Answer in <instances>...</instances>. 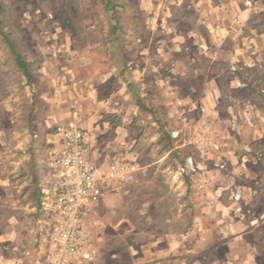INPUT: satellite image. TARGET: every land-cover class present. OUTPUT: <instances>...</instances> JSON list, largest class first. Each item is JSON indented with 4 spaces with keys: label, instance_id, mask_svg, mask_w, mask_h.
Instances as JSON below:
<instances>
[{
    "label": "crops",
    "instance_id": "0c3cea01",
    "mask_svg": "<svg viewBox=\"0 0 264 264\" xmlns=\"http://www.w3.org/2000/svg\"><path fill=\"white\" fill-rule=\"evenodd\" d=\"M247 1L157 0L148 8L155 11L153 20L165 29L168 51L158 45L132 46L133 38L142 40V33H123L117 25L120 19H114L113 31L106 34L102 47L73 51L80 57L76 70L53 71L48 61L42 65L38 87L46 88L40 98L50 103L47 126L77 125L87 130L93 162L102 166L119 163L111 156L136 142V124H147L148 117L142 112L137 116L136 109L152 105L162 108L165 117L193 122V137L212 129L219 133L224 157L236 164L234 174L240 172L239 177L219 170L210 172L203 224L191 223L184 234L169 229L164 247L160 239L145 243L131 264H264V192L259 187L264 175L261 179L255 176L250 166L256 158L255 144L264 139V131L254 127L246 136L236 125L235 120L254 115L236 111L239 82L229 78L238 62L264 59V30L257 20L262 8L257 1L248 7ZM140 8L145 10L144 5ZM223 110L229 113L225 118ZM153 115L160 120L157 113ZM146 130L139 128L143 133ZM178 131L173 128L169 133ZM101 137L108 139L104 143L108 149L99 143ZM56 138L58 145V134ZM0 144L1 154L6 147ZM13 146L16 157L0 160V245L8 250L1 264L46 263L39 260L42 255L37 258L33 254L38 247L32 235L34 226L24 221L48 200L47 191L40 187L45 166L27 158L22 139ZM205 162L210 166L211 157ZM122 166L130 175L145 167L135 161H123ZM244 176L251 178L250 183L240 178ZM235 180L244 181H240L243 200L239 202L228 186ZM112 188L115 190L116 184ZM190 231L197 233V241L183 256L181 250Z\"/></svg>",
    "mask_w": 264,
    "mask_h": 264
},
{
    "label": "rangeland",
    "instance_id": "374dc122",
    "mask_svg": "<svg viewBox=\"0 0 264 264\" xmlns=\"http://www.w3.org/2000/svg\"><path fill=\"white\" fill-rule=\"evenodd\" d=\"M114 1L118 6L112 13L99 0H0V143L6 147L0 154V160L1 157L6 161L16 157L17 151L13 152L11 147L22 139L27 145V158L33 157L37 165L45 166L40 187L42 191H47V197L54 181L50 160L51 154L58 148V127L47 126L46 123L51 115L50 103L40 98L46 88L38 87L42 83V65L48 61L53 71L76 70V60L80 57L73 51L102 47L100 43L106 34L113 31L114 19H120L117 25L121 32L133 36L142 33V40L133 38L132 46L150 45L155 48L158 45L163 50L170 49L165 29L153 20L155 11L148 8L156 5L157 0ZM256 1L262 8L257 20L260 29L264 30V0H248L246 5L252 8ZM141 5H144V11ZM6 37L29 63L31 81L17 66ZM229 78L239 82L237 101L234 102L236 111L242 115H254L253 118L235 120L236 125L241 132H247L246 136L254 127L264 131V59L238 62L231 69ZM144 107L136 109L137 116L142 112L148 117L145 127L135 125L136 142L132 146H122L121 151L115 152L111 158L121 164L123 161H135L145 167L132 175L125 169L107 188L101 203L87 216L86 228L97 252V260L90 264H131L134 257H139L141 246L156 239H160L164 247L163 241L169 229L174 228L184 234L191 223L203 224L202 208L210 172L219 170L224 175L240 176V172L234 174L236 164L232 165L223 155L224 146L219 133H214L212 129L211 133L193 137V122L186 124L183 119L172 118L169 114L165 117L162 108ZM156 113L161 122L155 120L153 114ZM221 113L223 118L229 114L224 110ZM140 127L146 128V132H140ZM173 128L179 131L170 134ZM104 137L100 138V144L108 140ZM104 146L108 149L106 144ZM255 148L256 160L250 166L255 176L261 179L264 175V139L255 144ZM208 157L212 159L210 166L205 162ZM190 158L195 171L187 167ZM217 162L220 164L215 167ZM240 178L247 183L251 179ZM240 181L228 184L234 200L238 202L243 200L240 186L244 181ZM261 182L259 187L264 192L263 178ZM114 184L115 190L112 188ZM42 205L40 211L24 221L34 226L32 235L38 247L33 254L42 255L39 260H45L46 263L41 262L47 264L49 227ZM261 206H264V200ZM186 240L181 250L183 256L196 243L197 233L190 231ZM2 248L0 245V251ZM3 251L0 253V264L4 263L2 259L8 250Z\"/></svg>",
    "mask_w": 264,
    "mask_h": 264
},
{
    "label": "built area",
    "instance_id": "2783aa9c",
    "mask_svg": "<svg viewBox=\"0 0 264 264\" xmlns=\"http://www.w3.org/2000/svg\"><path fill=\"white\" fill-rule=\"evenodd\" d=\"M57 134L58 148L50 160L54 181L42 205L49 227L47 264H90L95 250L86 218L127 168L117 162L102 166L90 160L87 133L77 125L58 127ZM187 167L195 171L192 158Z\"/></svg>",
    "mask_w": 264,
    "mask_h": 264
},
{
    "label": "trees",
    "instance_id": "16d2710c",
    "mask_svg": "<svg viewBox=\"0 0 264 264\" xmlns=\"http://www.w3.org/2000/svg\"><path fill=\"white\" fill-rule=\"evenodd\" d=\"M103 6L109 11V10H113L115 11V7L112 3L111 0H99ZM7 43L12 51V54L15 57V62L17 64V66L24 72V75L29 79V81H31V76H30V65L28 62H26V60L24 59V57L17 51V48L15 46V44L13 42L10 41V39L8 37H6Z\"/></svg>",
    "mask_w": 264,
    "mask_h": 264
}]
</instances>
